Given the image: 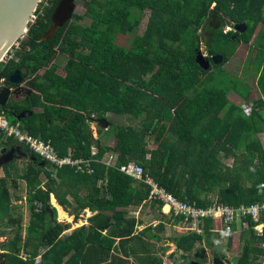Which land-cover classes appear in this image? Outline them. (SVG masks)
I'll return each mask as SVG.
<instances>
[{
	"label": "trees",
	"instance_id": "16d2710c",
	"mask_svg": "<svg viewBox=\"0 0 264 264\" xmlns=\"http://www.w3.org/2000/svg\"><path fill=\"white\" fill-rule=\"evenodd\" d=\"M59 1L54 0L29 25L27 36L18 42L20 48L15 58L0 64V77H5L9 86L11 74L24 69L23 76L30 78L34 93L24 106L14 103L0 109L13 123L19 122L14 113L36 109L32 117L20 122L32 136L49 140L62 156L69 154V149L75 158L102 160L106 154L117 155L116 167L96 163L94 175L78 174L69 167L53 172L48 163L22 146L38 161L29 160L22 175L30 188L32 219L28 237L37 239V244L28 250V241L24 242L23 237V216L17 215L19 207L11 204V188L18 189V180L10 175L0 176V221L4 222L0 237H6L7 228L14 230L13 255L1 253L0 260L5 264L62 263L61 238L70 225L56 222V211L49 203L53 195L59 206H68L62 197L64 185L79 204L73 212L76 218L87 209L98 215L115 213L114 237L132 236L136 222L126 221L129 230L117 232L124 226L121 221L124 219L116 211L147 203L150 190L143 181L120 172V166L129 163L142 166L144 178L153 177L178 200L196 202L200 208L214 203L208 200L211 195L220 204L235 209L263 207L264 146L260 134L264 132V10L261 8L264 0H84L89 7L86 15L91 20L89 26L81 27L79 22L84 17L75 13L73 20L58 30L51 41L39 44ZM40 9L41 3L36 15ZM146 12H150L149 22L145 35L140 37L138 30ZM237 25H245L247 32L237 34L234 31ZM227 28L230 30L226 31ZM129 36L133 37L129 47L119 44ZM244 37L246 41L242 40ZM203 44L209 59L222 54L224 62L212 65L208 71L202 69L196 56ZM240 45L249 48L250 53L242 72V78L248 82L246 88L239 85V80L218 87L219 70ZM254 50H257L255 60ZM59 58L66 59L62 73L57 71ZM251 73L254 77L261 73L255 89L248 80ZM231 90L244 100H254L248 118L228 99ZM254 90L260 94L256 98L252 96ZM190 91L192 94L187 95ZM109 114L129 117L141 128L115 126L114 145H105L103 132L110 128L99 127L100 137L95 138L88 124L92 115L107 119ZM205 120L209 121L204 125ZM109 122L112 127L114 123ZM191 125L203 131L197 138L190 130ZM171 134L178 141L170 138ZM152 140L158 146L156 150L150 148ZM183 141L191 144L185 150L180 146ZM13 142L0 133V148ZM93 147L98 151L95 156H92ZM221 150L235 155L237 166L227 171L221 169V155H218ZM43 174L48 177L45 183L41 180ZM102 179L107 181L106 186L98 187ZM79 184L89 189L83 199L71 190ZM37 203H41V211ZM242 220L247 227L239 238L244 243L240 255L232 261L217 253L214 256L228 264H263L264 249L259 244L263 245L264 229L259 233L256 226L264 224V210L257 222L252 218ZM211 223V220L207 222L206 232L221 237V233L212 231ZM87 231L88 228H79L75 236ZM201 238L196 233L187 234L177 240V246L187 252ZM21 248L28 253L25 259L19 256Z\"/></svg>",
	"mask_w": 264,
	"mask_h": 264
},
{
	"label": "crops",
	"instance_id": "0c3cea01",
	"mask_svg": "<svg viewBox=\"0 0 264 264\" xmlns=\"http://www.w3.org/2000/svg\"><path fill=\"white\" fill-rule=\"evenodd\" d=\"M229 95L232 97L237 95L240 100L238 99V103L235 104L233 103V99L230 100ZM259 95L258 93L257 97ZM228 99L232 104L239 105L238 107L245 115H251L254 107L253 99L251 101L244 100L233 90L229 91ZM240 101H242V104L245 101L252 103V111L247 113L246 109L241 107ZM190 130L195 138H197L196 129L192 125L190 126ZM260 139L264 146V132L260 134ZM187 140L189 139L187 138ZM175 141H178L177 136L175 137ZM188 145L191 144L186 141H183L182 145L180 144L184 150L186 149L185 146ZM227 147L228 144L226 145ZM208 153L209 150L206 149L205 154ZM218 155H221V166L223 167L221 169L224 171L229 170L227 165L234 161L231 158L232 156H229L232 154L228 150H221V153ZM106 156L115 155L106 154L104 157L108 158ZM230 169H233V166H230ZM189 170L191 171V169L186 171ZM106 182L104 179L99 180L98 187L106 186ZM247 183L249 184V182ZM71 190L76 192L79 199L85 198L89 193L88 187L80 184L77 185L76 189L71 188ZM67 191L68 188L64 185L62 197L66 200L68 206H59L52 196L49 203L51 209L56 211V222L58 224L70 225L69 229L64 230L61 238L63 241L61 264H157L158 262L160 264H191L192 262L200 264L204 262V264H207L213 262V258H215L214 253L227 257V261H232L234 256L231 257V255H236V258L239 254V252L234 253V247H238L241 231L247 227V223L238 218L233 224V233L230 238H215L209 235V232H206V225L211 220L212 231L219 233L217 221L206 219L193 229L190 222H186L183 217L175 216L167 207L165 208L163 203H150L147 201V203L140 206L133 205L116 211V214L122 215L124 219L121 220L124 226H121L117 232L129 230L126 221H135L137 225L132 236L114 237V222L117 220L112 217L115 213L98 215V212L93 213L87 209L79 213V216L76 218L73 212L79 207V204ZM203 197L205 198V196ZM52 200L54 204H51ZM208 200H214L212 205L219 203L215 195L209 196ZM194 203L199 209H207L212 206L200 208L196 202L192 204ZM97 215L98 217H96ZM92 219L95 221L91 222ZM100 223L103 224L102 227ZM82 227L88 228V231L81 236H75V231ZM90 227L92 231L89 230ZM259 228L264 229V224L259 225ZM191 233H196L202 238L190 250L185 252L177 246V240ZM185 245L188 246L189 244ZM199 260L201 261L199 262Z\"/></svg>",
	"mask_w": 264,
	"mask_h": 264
},
{
	"label": "built area",
	"instance_id": "2783aa9c",
	"mask_svg": "<svg viewBox=\"0 0 264 264\" xmlns=\"http://www.w3.org/2000/svg\"><path fill=\"white\" fill-rule=\"evenodd\" d=\"M54 0H41V9L39 10L38 15L34 17L30 24H34L39 15H43V10L47 7H50ZM29 24V25H30ZM29 30V29H28ZM230 29L227 28L226 31ZM7 58V57H6ZM10 57L9 59H12ZM5 77H0V90L6 85ZM252 103L245 101L244 106L247 113L252 111ZM98 118L92 115V121L95 123V120ZM0 133L4 135L5 139H12L20 145L27 146L34 154H36L41 161L48 163L56 170L63 169L66 167L72 168L78 174L84 175H94L96 163H101L106 167H116L117 159L115 156H106L100 160L96 158H75L69 149V154L62 156L56 151L54 146L49 140H43L41 138H36L32 136L29 132L24 130L20 122L13 123L5 114V111L0 109ZM2 148H0L1 150ZM98 151L95 147L92 148V156L97 155ZM113 155V154H108ZM120 172L130 177H133L136 180L143 181L149 187V198L148 202L150 203H163L165 208L167 207L175 216L183 217L186 222H190L193 229L196 226L206 219H212L218 222L219 233H221V238L228 239L233 233V224L238 218H252L254 221H259L261 218L262 210L264 206L260 207L258 205L253 206H240L235 209L230 206L215 203L207 209H199L196 204L189 202H182L178 200L175 196L170 193L167 188L163 187L158 183L154 178L146 176L144 178V169L140 165L136 164H125L120 166ZM262 187L264 184L261 185ZM262 189V188H261ZM36 207L38 211H41V203H37ZM259 226H256V230L259 233L263 232L258 229ZM264 249V243L262 245ZM172 264V263H166ZM213 264V262L207 263ZM264 264V256H263Z\"/></svg>",
	"mask_w": 264,
	"mask_h": 264
},
{
	"label": "rangeland",
	"instance_id": "374dc122",
	"mask_svg": "<svg viewBox=\"0 0 264 264\" xmlns=\"http://www.w3.org/2000/svg\"><path fill=\"white\" fill-rule=\"evenodd\" d=\"M76 4H77L76 14L84 17V20L79 22L80 26L81 27L89 26L91 23V20H90V18H88V16H86V15H88L89 7L85 6L84 0H76ZM261 8H262V10H264V4L261 5ZM149 16H150V12H146V14H145V16L141 22L140 28L138 30V36H140V37L144 36L146 33L147 25L149 22ZM260 24H262V23H260ZM260 27H261V25L258 27V29H260ZM242 40L246 41V37L242 38ZM132 41H133V37L129 36V37H126V38L120 40L119 44H121L124 47H129ZM18 42L15 44V46L13 47V49L11 50V52L9 53L7 58L2 63H5L6 61H10L11 60V59H9L10 57H13V59L15 58L16 50H18L20 48V44ZM253 42H254V39H253V41H251L250 44L252 45ZM201 50L204 51L205 56L208 57V53L206 51L207 49H206V46L204 44L202 45ZM249 54H250L249 48H246L242 45H240L239 47H237L235 49V52H234L233 56L230 58V60L226 63V65L223 66L222 70H219L220 76H218L216 78L217 79L216 83H217L218 87H224L226 85H232V80H237V81L239 80L238 81L239 85L244 86L246 88V84L248 82L245 81L244 78H242V72H244L246 69V66H247L246 62H247ZM256 54H257V50H254V53H253V59L254 60L256 58ZM56 63L59 65L57 71L62 73L63 67L66 64V59L65 58H59L56 60ZM252 74L253 73L248 75V80L252 84L253 88L255 89L257 87V79H259L261 77V73L257 74V76H255V77L252 76ZM191 94H192V91L187 93V95H191ZM252 95L254 98H255V96L257 97V95H258L257 91L254 90ZM227 97H228V94H227ZM231 97L232 96L229 95L230 100L233 99V103L237 104L238 103L237 100L239 99V97L237 95H235L232 98ZM247 100L251 101L252 99H247ZM240 104H241L242 108H245L244 104H242V101H240ZM211 114H212V112H211ZM242 114H244V112H242ZM245 117L248 118V116H245ZM107 119L109 121H111L112 123H114V125L112 127H110V130L108 132H105V131L103 132V142L105 145H107V144L108 145H114V143H115L114 138H115V132H116L115 126L119 125L121 127H126L128 125H131V126L133 125L135 127L141 128V126H139V124L138 125L134 124L133 121L129 117H126V116L109 114ZM208 121L209 120H205L204 125ZM242 121H246V120H242ZM206 127H208V126H206ZM88 128L93 131V135L95 138L100 137L99 132L96 131V130H98L99 127L96 126L94 122L90 121L88 124ZM241 130L239 129L238 132L241 133ZM202 132L203 131L198 126L196 129V134L198 135ZM172 137H173V139H175L176 135L171 134L170 138H172ZM256 137H257V135H256ZM147 139H148V137H147ZM153 140H154V138H153ZM153 140H152V143H150V148H153V150H156V148L158 146H154ZM238 142H240V140ZM115 156L117 159L118 158L117 155H115ZM229 156H232L231 158L234 160V161L230 162L229 165H227V167L230 169V166L236 165L237 160H235L236 159L235 155H229ZM28 161H29L28 159H20V160H17L16 162L14 161L15 162L14 165L9 167L8 169H3V168L0 169V176L3 177L6 175H10L11 179L15 178L18 180V183H19L18 189L11 188V193H12L11 204L13 206H18L19 210H18L17 215L23 216L22 227H23L24 242L28 241V247H29L28 250L31 251L32 247L37 244V239L32 240L31 237H28V227L30 226L31 219H32V216H31V213L29 210L30 188H29L27 182L22 177L24 170H25V167L28 164ZM49 166L53 170V172H54V170H56L55 168L53 169L51 165H49ZM47 178L48 177L46 176V174H43L41 177L42 182L45 183L48 180ZM53 178H54V176H53ZM9 180H10V177H9ZM51 196L54 198L53 195H51ZM51 196H50V199H51ZM51 202H52L51 204H54L53 200ZM0 226L4 227V222L0 221ZM258 229L262 230L263 228L258 227ZM7 232H8V234L6 235V237L5 236L0 237V254L6 252V253H11V256H12L13 252H14L13 246H12V238L14 236L13 235L14 230L12 228H7ZM238 242H239L238 247L237 246L234 247V253L239 252L238 255H240L241 248H242V245H244V243H242L241 240H239ZM259 245L262 248V245L261 244H259ZM27 254L28 253H26V251H24L21 248L19 256L21 258L25 259ZM238 255H237V257H238ZM233 256L235 258L236 255H234V254L231 255V257H233ZM263 256H264V254H261L262 259H263ZM200 261L201 260H199V262ZM10 263H12V262H10ZM202 264H204V262H202Z\"/></svg>",
	"mask_w": 264,
	"mask_h": 264
},
{
	"label": "water",
	"instance_id": "95a60500",
	"mask_svg": "<svg viewBox=\"0 0 264 264\" xmlns=\"http://www.w3.org/2000/svg\"><path fill=\"white\" fill-rule=\"evenodd\" d=\"M41 0H0V64L9 55L15 44L24 39L28 34L29 24L36 16V9ZM76 0H61L57 3L50 17V25L45 34L38 41L39 44L51 41L58 30L63 29L69 24L76 13ZM234 31L239 34H245L247 27L245 25H237L234 27ZM225 60L224 55H214L209 59L205 56L204 51H199L196 56L197 64L205 71L210 70L211 66H219ZM9 81L12 83H22V71L16 69L10 76ZM31 94V89H27ZM18 89L16 92H19ZM12 93V89L9 86H5L0 90V107L5 108L8 104L9 97ZM34 114L32 111L22 112L16 116L17 121L22 122L23 119L31 117ZM95 125L102 127L105 130L110 128V122L105 119L95 120ZM0 169L4 166L12 163L17 159L29 158V160L37 163L35 157H29L28 154L23 151L22 147H14L10 150L4 147L0 150ZM40 166H44L43 162L39 163ZM48 212L50 208H47ZM52 217V213L50 215ZM0 264H5L4 260H0ZM191 264H200L198 262H192ZM213 264H228L222 259L213 258Z\"/></svg>",
	"mask_w": 264,
	"mask_h": 264
},
{
	"label": "flooded vegetation",
	"instance_id": "af4514ba",
	"mask_svg": "<svg viewBox=\"0 0 264 264\" xmlns=\"http://www.w3.org/2000/svg\"><path fill=\"white\" fill-rule=\"evenodd\" d=\"M20 70V69H19ZM24 70V69H23ZM23 70H21L22 71V77H23V82L22 83H19V84H17V83H12V82H10L12 85H8L6 82V85L5 86H9L11 89H12V93H11V95H10V97H9V100H8V104H12V105H14V103H16V105H18L19 107H21V106H24V104H25V100H27L33 93H34V91H35V89L34 88H32L31 86H30V84H29V81H30V78H26L25 76H23ZM14 73V72H13ZM12 73V74H13ZM11 74V75H12ZM18 89H20V91L19 92H16ZM27 89H31L32 91H31V94H29V92H28V90ZM7 104V105H8ZM26 106V105H25ZM35 110L36 109H34V110H29V109H23L22 110V112H25V111H32V112H35ZM21 112V113H22ZM20 113V114H21ZM20 114H16V113H14L13 114V117L16 119V116H18V115H20ZM33 116V115H32ZM31 116V117H32ZM28 118V117H27ZM26 119V118H25ZM25 119H23V120H25ZM22 120V121H23ZM14 141V140H13ZM19 146H25V145H20V144H18L16 141H14L10 146H8L7 148L10 150L11 148H14V147H19ZM22 149H23V147H22ZM24 151V150H23ZM1 155V154H0ZM28 156H29V154H28ZM29 157H31V156H29ZM25 159H27V158H25ZM17 160H20V159H17ZM17 160H14L15 162L17 161ZM28 160H29V158H28ZM13 161V162H14ZM9 165V164H8Z\"/></svg>",
	"mask_w": 264,
	"mask_h": 264
}]
</instances>
